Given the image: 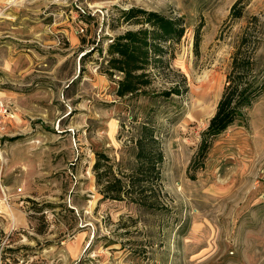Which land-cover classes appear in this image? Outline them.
Returning <instances> with one entry per match:
<instances>
[{
    "label": "rangeland",
    "instance_id": "1",
    "mask_svg": "<svg viewBox=\"0 0 264 264\" xmlns=\"http://www.w3.org/2000/svg\"><path fill=\"white\" fill-rule=\"evenodd\" d=\"M10 1L0 0V264H264V0ZM130 10L180 20L184 36L162 43L160 61L147 46L136 89L118 96L112 47L130 32L154 42ZM237 52L259 94L206 150ZM143 123L163 151L164 211L96 188V153L133 167Z\"/></svg>",
    "mask_w": 264,
    "mask_h": 264
},
{
    "label": "trees",
    "instance_id": "2",
    "mask_svg": "<svg viewBox=\"0 0 264 264\" xmlns=\"http://www.w3.org/2000/svg\"><path fill=\"white\" fill-rule=\"evenodd\" d=\"M236 7L237 5H234L232 13ZM125 15L128 19L135 18L142 20V23L151 24L153 26V37L151 38L154 42L151 43L147 40L146 31L143 33L130 32L118 38V42L112 47V52L117 51L121 59L113 60L112 64H114L113 69L125 73V80L117 90L118 96L131 94L136 89L135 78L131 72L133 68L142 69L145 67L136 65L135 62L147 63L149 58L147 46L153 48L154 59L160 61L163 52L162 43L174 40L179 42L184 36L180 20L172 22L159 14L146 11L130 10ZM237 16L239 17V15ZM199 39L198 32L194 44L196 50ZM136 46H141V48L138 49ZM251 64L249 58L239 55L238 52L234 54L231 70L228 73L222 96L217 103L216 112L203 133L202 143L205 144L206 150H208L211 139L216 138L232 125L241 110L249 108L258 96V85L254 86L248 82L252 72ZM133 142L135 151L133 167L120 163L114 167L108 155L96 153L92 167L98 193L102 196V200L108 199L118 202L126 200L146 210L164 211L161 188L163 151L160 141L155 135L154 127L149 123L141 124Z\"/></svg>",
    "mask_w": 264,
    "mask_h": 264
},
{
    "label": "crops",
    "instance_id": "3",
    "mask_svg": "<svg viewBox=\"0 0 264 264\" xmlns=\"http://www.w3.org/2000/svg\"><path fill=\"white\" fill-rule=\"evenodd\" d=\"M12 1H14V0H11L10 2H12ZM71 42H72V44H75V43H76V39H75V37H72V38H71Z\"/></svg>",
    "mask_w": 264,
    "mask_h": 264
},
{
    "label": "built area",
    "instance_id": "4",
    "mask_svg": "<svg viewBox=\"0 0 264 264\" xmlns=\"http://www.w3.org/2000/svg\"><path fill=\"white\" fill-rule=\"evenodd\" d=\"M78 32H79V33H83L84 30H83L82 28H80Z\"/></svg>",
    "mask_w": 264,
    "mask_h": 264
}]
</instances>
